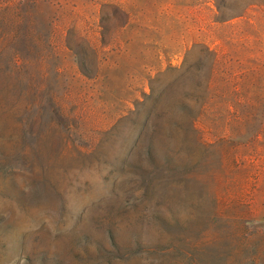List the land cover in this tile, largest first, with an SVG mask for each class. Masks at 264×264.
I'll list each match as a JSON object with an SVG mask.
<instances>
[{"label":"rangeland","instance_id":"rangeland-1","mask_svg":"<svg viewBox=\"0 0 264 264\" xmlns=\"http://www.w3.org/2000/svg\"><path fill=\"white\" fill-rule=\"evenodd\" d=\"M243 4L21 8L44 51L0 36V264H264V0ZM75 23L107 43L94 78Z\"/></svg>","mask_w":264,"mask_h":264},{"label":"trees","instance_id":"trees-1","mask_svg":"<svg viewBox=\"0 0 264 264\" xmlns=\"http://www.w3.org/2000/svg\"><path fill=\"white\" fill-rule=\"evenodd\" d=\"M43 1H49L50 3L55 2V0H0V12L2 13L3 18L2 22L5 24L4 26H1L0 24V36H3L7 39L6 46L9 49H12L15 55L18 54L22 56L23 52L17 44L18 38L19 40L32 38L37 42L35 45L36 48H34L35 46L33 48H31V46H28V51H36V53L41 54L44 51V48L40 47L42 44L41 42H43L42 35L34 30L33 25H29L28 23L25 29L22 28L24 19L21 12V8L23 9L24 7L31 8L32 6H39ZM94 2L97 3L99 2V0H94ZM105 3L107 2H104V4ZM109 3L113 4V2ZM255 3H258V0H245V4H243L242 8L240 10H232L229 17L231 18L239 15H244L248 8ZM73 5L77 6L78 3L75 2L73 3ZM77 15L79 16L78 13ZM124 26L125 24L122 27ZM71 28L72 29H69L64 36L65 45L74 55L77 69L82 74L90 78L98 76L103 63V59L100 58L99 54L105 49L107 43L100 42L96 36L90 35L89 32L82 26H79L78 23H75ZM57 32L58 30L53 27L51 28L47 36V42L52 49L56 48V44H58V42L56 41L61 37L57 34ZM123 49V44L121 42H117L111 50H118V52H121L123 51ZM22 60H25V58L23 57ZM24 66L25 65H17V67L19 68ZM204 105L205 103L200 106L201 111L205 108ZM190 111L191 106H187L185 108V112L189 113ZM199 115L191 119L192 127L195 129H197V121L199 119Z\"/></svg>","mask_w":264,"mask_h":264}]
</instances>
